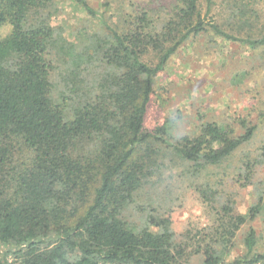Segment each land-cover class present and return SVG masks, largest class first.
Returning <instances> with one entry per match:
<instances>
[{
	"label": "trees",
	"instance_id": "1",
	"mask_svg": "<svg viewBox=\"0 0 264 264\" xmlns=\"http://www.w3.org/2000/svg\"><path fill=\"white\" fill-rule=\"evenodd\" d=\"M71 1L98 21L75 43L52 25L55 0H0V264H264L252 228L228 260L264 216V142L232 164L264 110L183 134L171 119L146 128L156 77L199 36L251 50L244 76H258L264 108V0H176L114 23ZM226 180L251 191L245 214ZM184 181L210 223L180 236Z\"/></svg>",
	"mask_w": 264,
	"mask_h": 264
},
{
	"label": "rangeland",
	"instance_id": "2",
	"mask_svg": "<svg viewBox=\"0 0 264 264\" xmlns=\"http://www.w3.org/2000/svg\"><path fill=\"white\" fill-rule=\"evenodd\" d=\"M86 1L95 11L114 23L118 18H127L132 9L158 8L176 0ZM55 2L58 12L52 18V25L60 26L70 42L75 43L81 38L78 36V33L83 34L81 30L98 27L97 19L89 16L73 1ZM7 31L8 29L3 30V33ZM250 54V49L229 41L218 40L216 46L209 45L204 36L187 41L155 79V93L147 111L146 128L152 130L165 120L171 119L177 126L178 134H183L192 132L204 122V118L221 125L232 123L240 117H255V111L259 113L264 108L263 98L259 93L258 76L251 80L244 76L252 68ZM262 142L264 129H260L250 146L240 149L234 155L232 164L238 163L244 152L256 149ZM257 178H264V166L258 172ZM225 190L237 193V210L245 214L253 201L251 191L240 189L231 180H226ZM176 193L179 194V201L171 214L172 228L176 234L181 236L189 230L194 233V230L202 229L210 223L205 207L186 181ZM250 228L256 231L258 251L264 252V216H260L241 227L235 239V248L228 260L243 253V239ZM191 262L197 264L199 260L193 259Z\"/></svg>",
	"mask_w": 264,
	"mask_h": 264
}]
</instances>
